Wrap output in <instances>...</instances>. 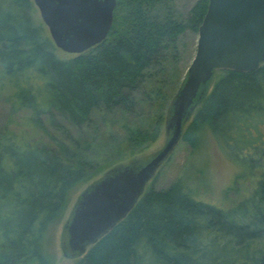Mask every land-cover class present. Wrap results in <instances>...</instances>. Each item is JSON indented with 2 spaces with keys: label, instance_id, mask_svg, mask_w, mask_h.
I'll return each instance as SVG.
<instances>
[{
  "label": "trees",
  "instance_id": "trees-1",
  "mask_svg": "<svg viewBox=\"0 0 264 264\" xmlns=\"http://www.w3.org/2000/svg\"><path fill=\"white\" fill-rule=\"evenodd\" d=\"M207 2L197 0L185 24L172 0H116L107 37L63 59L34 19L32 0H0L1 79L13 90V111H31L30 126L51 142L0 132V264H55L48 231L71 192L156 138L162 113L151 129L130 132L128 152L116 147L102 165L90 157L96 137L84 134L93 113L128 114L139 96L166 116L168 62L177 60L180 35L198 31ZM215 76L181 141L194 149L208 130L250 167L252 187L228 207L195 200L179 180L150 188L75 264H264V66ZM148 84L155 88L146 95Z\"/></svg>",
  "mask_w": 264,
  "mask_h": 264
},
{
  "label": "water",
  "instance_id": "water-1",
  "mask_svg": "<svg viewBox=\"0 0 264 264\" xmlns=\"http://www.w3.org/2000/svg\"><path fill=\"white\" fill-rule=\"evenodd\" d=\"M32 2L55 47L75 55L107 37L116 7V0ZM197 32L194 56L167 109L164 145L147 159L112 166L78 195L63 226L65 256L82 257L129 214L181 141L217 71L246 73L264 66V0H208Z\"/></svg>",
  "mask_w": 264,
  "mask_h": 264
},
{
  "label": "rangeland",
  "instance_id": "rangeland-1",
  "mask_svg": "<svg viewBox=\"0 0 264 264\" xmlns=\"http://www.w3.org/2000/svg\"><path fill=\"white\" fill-rule=\"evenodd\" d=\"M196 1L172 0V4L169 5L178 16H186ZM32 14L36 22L41 24L44 34L51 40L48 29L44 25L34 3ZM197 37L196 32L189 30L178 38V57L177 60H169L170 81L166 87H163L164 93H169V97L175 94L185 77L186 70L195 53ZM53 47L55 54L60 58L69 59L75 56V54L60 50L54 44ZM216 79L217 76H214L213 81L215 82ZM213 81L209 85V90L213 86ZM5 82L6 80H2L0 76V132L5 128L16 132L25 131L32 141L51 144L46 134L42 133L40 129H34L30 126L31 111H13V90ZM147 86L146 95L155 88L153 85L148 84ZM139 99L140 101L138 100L135 109L128 114L118 112L94 116L93 113L95 125L89 128L91 131H86L84 134L87 138L90 135L96 137V140H94L95 152L93 156H90L91 158L103 165L106 164V160L109 159L113 151L120 148L123 153L128 152L129 146L127 143L130 132L138 128L151 129L159 113L163 114V119L160 121L156 138L143 149L137 150L133 155L128 154L121 162L127 163L134 159H147L162 148L166 141L164 107H159L157 103L148 104L143 96H139ZM55 133V136L61 137L58 132ZM116 147L118 148L114 150ZM233 151L234 149L224 153L208 130L203 132L200 142L194 149L186 142L179 141L172 154L163 162L155 176L146 185L145 192L150 188L165 189L172 182L179 180L184 185V189L189 191L195 200L217 207L231 206L248 192L256 180L252 177L251 169L247 164L233 159ZM253 172L259 173L257 169H253ZM101 176L102 173L72 191L62 215L50 226L47 242L55 264H75L81 257L65 256L61 246L65 237L63 226L78 195Z\"/></svg>",
  "mask_w": 264,
  "mask_h": 264
},
{
  "label": "flooded vegetation",
  "instance_id": "flooded-vegetation-1",
  "mask_svg": "<svg viewBox=\"0 0 264 264\" xmlns=\"http://www.w3.org/2000/svg\"><path fill=\"white\" fill-rule=\"evenodd\" d=\"M190 10H191V8H190ZM190 10H189V12H188V14L186 16H181L180 15V17H179L180 20H184L185 24L187 22V19L189 18L188 16H189ZM186 31H189V29H186L181 35H183ZM196 33H197V36H198V32H196Z\"/></svg>",
  "mask_w": 264,
  "mask_h": 264
}]
</instances>
